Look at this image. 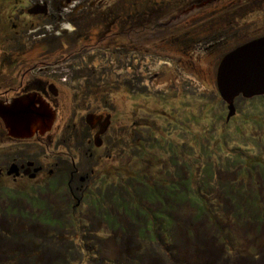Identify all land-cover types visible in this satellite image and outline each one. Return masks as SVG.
I'll return each mask as SVG.
<instances>
[{
	"label": "rangeland",
	"instance_id": "rangeland-1",
	"mask_svg": "<svg viewBox=\"0 0 264 264\" xmlns=\"http://www.w3.org/2000/svg\"><path fill=\"white\" fill-rule=\"evenodd\" d=\"M49 2L53 3L55 9L59 4L69 8L80 3L76 0L68 3L66 0ZM19 3L16 1L15 5H20ZM81 3L78 9L83 10V14L77 18V14L73 16L74 21L79 24L73 21L67 24V32L64 34L68 41L73 40V45L70 43L67 51L80 49L82 46L79 39L86 35L92 37L89 32L91 27H97L95 29L99 31V43L104 35L108 34L109 37L111 33H115L114 40L105 44L104 50L109 47L114 51L116 58L113 61L116 60L119 64L95 56L88 61L87 67L99 71L82 72L89 73L91 80L99 81L101 76V79L115 85V90L108 91L111 105L104 106L107 111L113 112L115 133L121 131L127 118L131 123L136 121L149 126L148 135L142 138L131 135L130 154L124 153L125 142L116 133L115 138L118 140H112L114 143L111 146L114 148L110 147L111 156L107 157V149L104 152L106 158L97 163L93 159L95 156L91 158L83 153L81 162L96 164V169L100 168L105 179H110L107 171L109 165L112 169L115 168L112 171L111 179L114 182L110 190L119 194L138 191L133 185H140L144 180L142 173L149 179L152 177L154 182L144 183L145 188H142L149 199L157 195L162 208L171 204L170 200L174 198L175 203L190 204V197L192 201L196 202L198 199L197 203L202 204L203 197L193 194V189L197 187L196 183L198 186L210 187L206 190L209 193L206 196L212 203L199 207L197 213L200 214L197 218L195 212L190 210L175 213V230L178 234L175 251L172 250L175 262L164 257V264H264V254L261 258L255 254L260 249L264 251V214H261L264 212V123L259 125L261 123L258 124L256 118L264 117V105L237 97L235 105L239 108V114L230 122L227 121L226 103L218 92L215 79L221 58L218 57L224 48L264 33V0H174L167 4L164 0H81ZM13 4V0H0L1 28L9 25L8 20H13ZM64 11L69 13V10ZM19 12L23 13L22 10ZM127 29L130 31L127 32ZM123 41L132 44L129 46ZM63 67L70 81L72 67L69 64ZM103 71L105 76H102ZM80 77L82 78L78 82L73 79L69 83L83 84L85 79L83 75ZM125 85H131L133 91L123 87ZM81 94L79 92V100L75 98L77 103L82 104L85 100ZM102 107L96 104L86 106L84 103L74 116L71 114L69 122L78 123V128H82L85 124L82 116L93 112L88 116L95 121L96 114L100 113ZM258 108L260 110L257 112ZM36 109L45 114L47 122L36 117L34 123L31 121L32 126L45 131L51 127L55 111L46 103ZM237 123L242 130L238 129L240 126L237 127ZM156 125L158 128H151ZM7 127L10 128L11 124L0 118V132ZM137 127L135 130L138 134L142 133L139 123ZM131 130L134 133L132 127ZM158 136L159 140L156 139ZM63 142L64 139L59 140L60 144ZM151 144L160 145L152 147ZM22 147L26 146L20 147L21 154L26 150ZM51 148L50 144L44 152L42 147L36 145L34 157H41V160L45 157L48 163L53 164L60 156L53 154ZM212 162L221 169L218 174H213L214 177L210 175ZM179 169L180 172L177 171ZM130 175L132 185L127 187V176ZM26 180H19L15 188L21 191L32 189L33 181ZM187 188H190L191 193L187 194ZM36 193L39 191L36 190ZM42 195L48 196L61 208L65 205V201L55 200L47 192H42ZM22 201L26 209H31L26 205V200ZM257 207H260L259 211L253 215ZM90 208L81 207V218L87 223L86 227L91 226L90 233L84 236L92 241L85 240L84 244L90 260L94 262V243L98 241L97 238L98 243L101 242L100 238L107 237L111 230L106 228V223H98ZM33 211L37 212L35 209ZM115 212L119 213L116 209ZM163 213L161 215L165 216ZM45 217L42 214L39 219L43 220ZM164 219L167 220L166 216ZM122 221L126 222V219L123 217ZM217 222L226 239L219 234L220 238L216 233L220 230ZM257 225H260L259 231L256 229ZM27 227L38 231L42 229L41 225ZM24 229L19 224L11 226L14 231L12 244L18 242V237L24 239ZM25 235L27 240L20 241L16 246H10L12 244L7 237L0 235V264H25L22 261L8 263L9 257L15 256L17 249L21 250L23 244L26 248L23 256L29 257L28 248L32 237ZM163 238H166V242H171L172 239L168 234H163ZM104 244L105 250L96 253L102 264H115L113 258L118 253H125L127 249L132 258H139L141 254L137 248L139 243L134 240L127 248L124 244H117L111 237ZM212 248L215 252L209 251ZM252 255L254 258L251 260ZM41 258H44L43 255L39 257ZM118 259L123 260L122 256ZM141 259L145 260L144 264L150 263L146 256Z\"/></svg>",
	"mask_w": 264,
	"mask_h": 264
},
{
	"label": "flooded vegetation",
	"instance_id": "flooded-vegetation-1",
	"mask_svg": "<svg viewBox=\"0 0 264 264\" xmlns=\"http://www.w3.org/2000/svg\"><path fill=\"white\" fill-rule=\"evenodd\" d=\"M13 1V20H8L9 25L4 28L0 27V118L11 124V130L7 127L5 131L0 132V203L12 197L11 194L15 193L14 189H17L15 184L21 179L33 181V188L35 186L38 191L42 187L51 188L53 182H57L64 189L60 198L61 201H65V205L69 204L71 209L79 214L81 207L86 206L88 209L91 207L92 213L95 214L99 210L96 202L101 201L100 198L104 202V196L111 191L114 182L111 176L115 168L112 169L109 165L107 171L110 179H105L103 173H100V168L96 169V164L81 162L83 153L91 158L95 156L93 159H96L97 163L106 158L105 150L108 149L107 157L111 156L110 147L114 148L111 145L112 140H117L115 138L117 132L115 133L113 112L107 111L106 108L111 105L110 94L103 96L96 91L91 94L89 90L108 87L106 89L108 92L114 90V85L109 81L105 84V80L101 79L100 75L99 81L89 79V73H83L82 70L99 71V69L81 68L80 65L84 62L88 63L95 56L103 57L109 62L113 61L116 58L114 51L109 47L107 50L104 49L105 44L114 40L115 33H111L108 37L107 32V35L102 37L101 44L97 37L99 31L95 29L97 27H91L89 32L92 37L91 35H86L83 39L81 37L79 40L82 47L68 52L67 48L70 43L73 45V40L68 41L64 34L67 32V24H71L72 21L77 23L73 16L77 14L75 15L77 18L83 14V10L78 9L82 4L81 0H76L80 3L69 8L59 4L57 9L49 0ZM16 1L18 3L20 1V5H15ZM66 1L68 3L71 0ZM19 10L23 13L20 14ZM64 10H69V13ZM21 15L24 17L21 18ZM19 24L22 26L20 27ZM27 40L28 42H25ZM66 64H69L73 70L70 81L74 79V82L75 80L78 82L83 75L85 79L83 84L69 83L63 71V66ZM80 71L82 73H79ZM105 75L103 71L102 76ZM93 81L96 83L94 84ZM79 92L84 96L85 101L82 104L103 106L100 113L96 114L95 121L90 120L88 116L93 112H87L82 116V121L85 122L82 128H78V123L69 122L71 114L73 113L74 116L82 107L81 102L77 103ZM44 103L55 111V116L51 127L41 131L32 126V123L36 117L46 121L45 114L36 109ZM137 123L143 129L142 133L138 134L135 130ZM140 124L144 123L136 121L131 123L127 118L123 128L117 133L119 139L124 138L125 154H130L131 151L129 147L131 135L136 134L137 137L142 138L149 134L147 130L149 126ZM36 138L40 141H35ZM60 139H64L62 144L59 143ZM156 139L159 140V136ZM50 144L52 146L50 151L60 156L54 155L57 158L53 164L48 163L45 157L42 160L41 157H34L36 145L42 147L45 152ZM159 145L151 144L152 147ZM21 146H26L22 147L26 149L25 151L22 149V154L19 151ZM58 176L65 178L54 181L48 179ZM141 176H144V180L140 182L141 188H145L144 183L154 182L152 177L149 179L143 173ZM127 177L130 186L131 175ZM97 217V221L108 224L106 220ZM107 229L114 231L113 228Z\"/></svg>",
	"mask_w": 264,
	"mask_h": 264
},
{
	"label": "trees",
	"instance_id": "trees-1",
	"mask_svg": "<svg viewBox=\"0 0 264 264\" xmlns=\"http://www.w3.org/2000/svg\"><path fill=\"white\" fill-rule=\"evenodd\" d=\"M164 1H166L165 4L174 2V0H168V1L164 0ZM160 6L162 7V5ZM260 35L254 37L252 36V37L255 38ZM252 37L249 38L248 40L252 39ZM245 41L236 42L235 44H229L226 48L223 49L224 51L220 53V56L218 58L222 57L226 52H228L232 48L236 47L237 45ZM123 43L126 42L123 41ZM126 44L131 46L132 43H126ZM113 62L116 65L119 64L116 63V60ZM87 64H88L87 62H84L82 65H80V67L88 68ZM93 83L95 84L96 81H93ZM101 83L104 82L101 81ZM105 84H107L106 81ZM123 87L133 91L131 85H125ZM107 88L108 87L99 88L98 90L90 89L89 92L93 94L96 91L98 93H102L103 96H105L108 93L106 90ZM237 97L244 100H250L251 102L254 101V103L258 102V104L261 102V104L264 105V94L256 95L251 98H245L241 95ZM226 107H227V103H226ZM259 110L260 109L258 108V110L256 111L258 112ZM257 112L255 113V116ZM238 114H239V108L237 107L235 115H233L229 120H227L226 117L225 119L230 122V120L235 116L237 117ZM256 118L258 124L261 123L259 125H262L264 123V117L262 118L256 117ZM236 125L237 127L240 126L238 128L239 130L240 129L242 130V127L239 123H237ZM122 140H124V138H122ZM119 149H121V147H119ZM211 165H213V168L211 169L212 171L210 172V175L213 176V174L215 175L218 174V170L220 168L219 169L217 168L218 167L217 164L212 162ZM177 171L180 172L181 170L179 169ZM64 178H61L59 176L53 177L52 181L58 179L64 180ZM133 186L138 190L135 193L124 191L123 194L122 193L119 194L118 192L115 193L110 191L106 196H104L105 198L104 202L102 201V198H100L101 201L96 202L97 205H99L98 206L99 210H97V213L92 214L93 217L96 219L98 218L97 216H99L101 220L103 219L106 220L108 222V224L106 223V228H113L114 231L111 232L107 237H101L100 238L101 242L99 243H98L99 239L97 238L98 241L94 243L96 244V247L94 248L95 250L94 262L90 260L89 252L84 244L85 240L92 241V239H86V237L84 236L85 234L87 235L88 233H90L89 230L91 226L88 225V227H86L87 223H85L82 220L81 218L82 214L73 211L69 204L61 208L60 205L55 203V201L54 202L51 201V199L48 196L45 195L41 196L42 192L48 190L47 195L49 196L51 195L55 198V200L58 199V201H61L60 197H61V191L64 190L63 187L59 186L57 182L56 183L53 182L51 188L48 187L49 189L46 187H42V189L39 188L40 189L39 193H36L37 190L35 189L36 187L29 189L28 191H21L20 189H14L15 193L11 194L12 197L7 201L5 200L3 203H0V235H4L3 238L6 236L7 237L6 239H8L10 241L9 243L12 244L14 239L13 237L14 231L11 230V226L13 225L17 226L19 224L25 228L23 232L25 231V234H28L32 238L30 239L31 242L28 248L29 257L24 258L23 256L26 250V248L24 247L25 245L23 244V248H21V250L17 249L15 256L13 255L12 258L9 257L8 263H13V261H22L25 262V264H74L75 262H77L78 264H102V262L99 261L98 254L96 253H98V251L102 252L105 250L104 242L107 241L109 237H111L112 239L114 238L117 244H122V245L124 244L126 248L129 245L131 246L130 242L132 243V240L139 243L138 244L139 246L137 245L138 246L137 248L140 249V253H141L139 254L140 256L139 258L136 257L132 258V256H129L128 254L129 250L127 249V251H124L125 253L123 252L118 253L116 255L117 257L113 258L115 264L118 263L144 264L143 262L145 260L143 261L141 259L142 256L148 257L150 263L155 261L156 264L159 263L164 264L163 263L164 257L173 259L174 257L172 252L175 251V246H176L175 239L178 236V234H176L177 231L175 230V222L177 217L175 213L177 211L182 212L183 210H190L195 212V217L197 218V215L200 214L197 213V210L200 209L199 207L206 206L207 203H212L210 199H208V197L206 196L209 194L206 192V190L210 189V187L206 188L205 186H198L196 183L197 187L193 189L194 191L193 194H197L203 197L204 202L202 204L197 203L198 199L196 202L192 201L193 199L190 197H189L190 204L183 202L175 203V198L174 199L170 198L171 199L170 202L172 203L169 205L167 204L166 208H162L161 201H155V199L158 198L157 195L155 198L149 199L147 198L148 197L147 194H145V192L143 191L140 185H133ZM178 187L180 188L181 186ZM186 192L187 194L191 193L190 188H187ZM190 195L192 197V194ZM22 200H26L25 201L26 205L30 206L32 210L30 208L26 209V206ZM259 208L260 207H257L256 208L257 210H254L253 215L257 214ZM33 209H35V211L37 212H34ZM115 209L118 210L119 213H116ZM161 212H164L163 214L166 216L167 220L164 219L165 216H162ZM121 213L122 215H120ZM42 214L46 215L45 219L43 220L39 219V216ZM261 214L263 215L264 212H262ZM123 217L126 219V222L122 221ZM99 222L101 223V221H98V223ZM6 223L7 225H5ZM218 224L220 226V223ZM26 225L30 227L41 225L42 229H40V231L35 229L32 230L28 228ZM221 229L222 228L220 226V230ZM256 229L257 231H259L260 225H257ZM220 230L216 231V233L218 234L219 237H220L219 234H221V237L223 236L226 239V235L224 236L222 230L221 231ZM25 234H24V239H22L24 241L27 240V236ZM163 234L170 235L172 237V239L170 240L171 242H166L167 240L166 238H163ZM22 240L18 237V242L10 246L19 245V243H21ZM214 248L210 249L209 251L215 252ZM254 248H256V246H254ZM162 254H164V256H162ZM255 254H258L257 257L261 258L264 254V251L260 249L259 252L256 251ZM39 255L40 256L43 255L44 258L39 259L40 257ZM120 256H122L123 258L122 261H119L118 259ZM252 258H254L253 255L251 257V260ZM107 261L105 262L107 263ZM251 264H255V263L252 262Z\"/></svg>",
	"mask_w": 264,
	"mask_h": 264
},
{
	"label": "water",
	"instance_id": "water-1",
	"mask_svg": "<svg viewBox=\"0 0 264 264\" xmlns=\"http://www.w3.org/2000/svg\"><path fill=\"white\" fill-rule=\"evenodd\" d=\"M215 79L218 92L227 103V120L236 113L237 96L264 94V34L226 52L218 62Z\"/></svg>",
	"mask_w": 264,
	"mask_h": 264
},
{
	"label": "bare ground",
	"instance_id": "bare-ground-1",
	"mask_svg": "<svg viewBox=\"0 0 264 264\" xmlns=\"http://www.w3.org/2000/svg\"><path fill=\"white\" fill-rule=\"evenodd\" d=\"M11 117H12V115H11Z\"/></svg>",
	"mask_w": 264,
	"mask_h": 264
}]
</instances>
